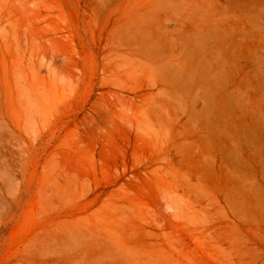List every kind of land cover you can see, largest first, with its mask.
<instances>
[{"label": "rangeland", "instance_id": "1", "mask_svg": "<svg viewBox=\"0 0 264 264\" xmlns=\"http://www.w3.org/2000/svg\"><path fill=\"white\" fill-rule=\"evenodd\" d=\"M152 1L0 0V264H264L233 166L118 36ZM202 1L264 34V0Z\"/></svg>", "mask_w": 264, "mask_h": 264}, {"label": "bare ground", "instance_id": "2", "mask_svg": "<svg viewBox=\"0 0 264 264\" xmlns=\"http://www.w3.org/2000/svg\"><path fill=\"white\" fill-rule=\"evenodd\" d=\"M118 36L128 54L153 62L167 94L186 99L200 140L233 166L237 212L246 209L237 196L245 197L264 220V34L202 0H153Z\"/></svg>", "mask_w": 264, "mask_h": 264}]
</instances>
